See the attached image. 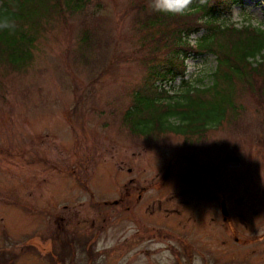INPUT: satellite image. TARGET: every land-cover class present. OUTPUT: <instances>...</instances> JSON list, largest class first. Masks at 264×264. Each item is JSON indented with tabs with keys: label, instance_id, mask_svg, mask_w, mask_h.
I'll use <instances>...</instances> for the list:
<instances>
[{
	"label": "rangeland",
	"instance_id": "rangeland-1",
	"mask_svg": "<svg viewBox=\"0 0 264 264\" xmlns=\"http://www.w3.org/2000/svg\"><path fill=\"white\" fill-rule=\"evenodd\" d=\"M84 1L81 11L62 3L41 18L29 64L16 69L0 61V264H203L200 257L191 262L182 254L178 236L183 228L170 238L144 237L124 214L104 221L101 211H113L104 199H118L122 185L134 176L136 184L152 185L151 197L191 186L190 195L199 200L190 207L211 210L216 205L212 199L223 194L234 206L254 212L262 224L261 82L254 89L238 87L234 112L201 137L134 134L124 113L136 93L155 92V83L170 94L180 93L182 78L150 79V67L162 62L165 51H155L153 59L150 33L138 19L146 14L139 10L141 0ZM220 16L229 18L225 11ZM247 18L264 27V0H242L232 7L233 21ZM89 31L92 46L84 50L89 55L85 61L78 52L88 43L82 41ZM151 33L160 38L159 31ZM186 64V78L205 75V83H211L207 77L216 66L214 55L191 57ZM227 154L240 160L227 162ZM188 156L218 178L217 188ZM189 176L202 185H191ZM92 218L97 219L94 229ZM218 243L216 264H264V244ZM173 249L182 254V263Z\"/></svg>",
	"mask_w": 264,
	"mask_h": 264
},
{
	"label": "trees",
	"instance_id": "trees-1",
	"mask_svg": "<svg viewBox=\"0 0 264 264\" xmlns=\"http://www.w3.org/2000/svg\"><path fill=\"white\" fill-rule=\"evenodd\" d=\"M242 0H192L191 11L184 15L153 11L151 0H141L139 10L146 14L140 27L149 31L148 43L155 51H165L160 64L150 67V79L164 81L182 78L183 90L170 94L155 82V92L136 93L131 108L124 113L130 131L146 138L173 132L186 137L203 136L218 127L230 112H234L239 88H256L257 81L264 95V27L251 18L238 23L232 20V7ZM84 0H0L15 28L0 31V61L5 59L16 69L23 68L33 57L39 36L41 18L49 9L62 3L81 11ZM180 4L181 0H172ZM225 11L229 18L220 16ZM178 18H183L179 21ZM154 31L160 32L156 40ZM85 32L83 43L90 40ZM195 33L196 36L189 34ZM147 36V37H148ZM88 43L80 45L78 55L85 61ZM214 55L215 68L205 83L203 75L191 81L186 78V60L200 55ZM239 87V88H238ZM89 254L92 252L89 250ZM88 254V255H89ZM62 261L64 258L62 257ZM65 262V261H64Z\"/></svg>",
	"mask_w": 264,
	"mask_h": 264
},
{
	"label": "flooded vegetation",
	"instance_id": "flooded-vegetation-1",
	"mask_svg": "<svg viewBox=\"0 0 264 264\" xmlns=\"http://www.w3.org/2000/svg\"><path fill=\"white\" fill-rule=\"evenodd\" d=\"M188 161L196 163V171L201 169L205 174L204 176H209L214 182V187H218V178L206 166L197 164L195 159H188ZM132 169L129 167L128 171L132 172ZM166 172H168V176L165 174V179L170 176L171 165ZM188 179L191 185L198 187L202 185L200 179L195 176H189ZM134 180V176L130 177L122 185V192L118 199H104V203L107 206H112L113 210L110 214L101 211L104 215L106 214L103 218L104 221L111 220L113 215L124 214V218H130L139 228H142L140 233L144 237L152 238H170L179 234L177 232L180 231L179 228H183L180 232L184 234L178 236L183 246L182 254H187V258L191 262L194 260L193 256L200 257L203 264H216L218 262L219 256L213 251L218 245H221L218 242L225 243L230 247L264 244V230H261V233H259L260 231L256 232L257 229L264 227V222L262 224L261 222L257 223L254 212L251 213L249 209L234 206V202L225 199L224 195L219 193L220 188L217 190L218 196L212 199L216 205L211 207V210H207L199 205L190 207V204L199 200L198 198L195 199L194 195H190L192 193L191 186L175 195L151 197L148 190L152 185L136 184ZM184 194L190 196L180 199ZM101 201L96 202L101 203ZM223 202L226 204V212L222 206ZM124 218L120 217L118 221L123 222ZM91 224L92 229H94L97 226V219L92 218ZM102 227L105 225L102 224ZM123 241H129L127 236L124 237ZM171 245L170 243L167 246L173 247ZM173 251L176 252L178 263H182V254L176 249ZM195 252L200 253V255L195 254Z\"/></svg>",
	"mask_w": 264,
	"mask_h": 264
},
{
	"label": "clouds",
	"instance_id": "clouds-1",
	"mask_svg": "<svg viewBox=\"0 0 264 264\" xmlns=\"http://www.w3.org/2000/svg\"><path fill=\"white\" fill-rule=\"evenodd\" d=\"M192 0H181L180 4L172 2V0H151L150 7L153 11L184 15L191 11L190 5ZM6 28H15L14 21L11 20V15L4 9H0V31ZM195 33L189 34L191 37Z\"/></svg>",
	"mask_w": 264,
	"mask_h": 264
},
{
	"label": "water",
	"instance_id": "water-1",
	"mask_svg": "<svg viewBox=\"0 0 264 264\" xmlns=\"http://www.w3.org/2000/svg\"><path fill=\"white\" fill-rule=\"evenodd\" d=\"M187 158L190 159V160H194V158H192L191 156H188ZM225 160H226L227 162H229V161H239L240 158L237 157V156H232L231 154H227V155L225 156ZM166 176H168V172H166ZM213 178H215V177H213ZM222 206H223L224 212H226V211H225V209H226V204H225V202H223Z\"/></svg>",
	"mask_w": 264,
	"mask_h": 264
},
{
	"label": "bare ground",
	"instance_id": "bare-ground-1",
	"mask_svg": "<svg viewBox=\"0 0 264 264\" xmlns=\"http://www.w3.org/2000/svg\"><path fill=\"white\" fill-rule=\"evenodd\" d=\"M193 158V157H192Z\"/></svg>",
	"mask_w": 264,
	"mask_h": 264
}]
</instances>
